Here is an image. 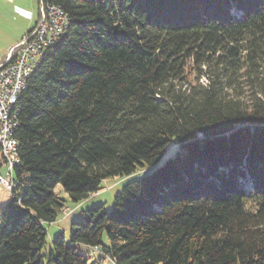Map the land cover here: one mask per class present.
Listing matches in <instances>:
<instances>
[{"label": "trees", "instance_id": "16d2710c", "mask_svg": "<svg viewBox=\"0 0 264 264\" xmlns=\"http://www.w3.org/2000/svg\"><path fill=\"white\" fill-rule=\"evenodd\" d=\"M47 1L70 22L16 106L0 264H88L80 245L115 264H264V0ZM171 143L42 252L57 185L80 203Z\"/></svg>", "mask_w": 264, "mask_h": 264}, {"label": "built area", "instance_id": "2783aa9c", "mask_svg": "<svg viewBox=\"0 0 264 264\" xmlns=\"http://www.w3.org/2000/svg\"><path fill=\"white\" fill-rule=\"evenodd\" d=\"M39 23L28 31L19 42L11 46L0 63V163L6 173H0V185L8 191L10 180L14 179V169L20 164L19 141L14 138L16 122H7L11 99L20 98L27 75L35 70L41 49L49 47L51 40L57 38L68 18L60 5L39 1ZM1 169V168H0Z\"/></svg>", "mask_w": 264, "mask_h": 264}, {"label": "rangeland", "instance_id": "374dc122", "mask_svg": "<svg viewBox=\"0 0 264 264\" xmlns=\"http://www.w3.org/2000/svg\"><path fill=\"white\" fill-rule=\"evenodd\" d=\"M26 30L27 22L22 21L21 18L16 13L12 12L5 4L0 5V56H6L10 47L21 40L22 36L26 33ZM176 150V144L171 143L166 148L164 156L155 166H147L132 175L109 177L105 179L102 182V189L98 193L90 196L88 199L83 200L80 203L73 202L67 192H65L63 186L60 184L57 185L54 192L58 197L65 201L66 207L62 214L63 217L61 216L58 221L46 225L47 237L42 252L45 253L49 251L52 247L53 240H55L59 234H63L64 237L69 240L70 226L73 222H79L81 220L83 211L89 207L100 204L104 205L107 210H110L114 204L116 195L122 191L123 186L127 182L149 173L156 166L164 164L168 157L173 156L176 153ZM0 173L5 175V166L1 167ZM9 198V191L0 185V223L1 211L8 202ZM53 235L54 237H52ZM103 242L104 245L109 246V240L106 236H104ZM78 251L85 255L88 260V264H95L101 259H104L102 264H115L110 258L105 257L102 250L98 251L94 250L92 247L80 245L78 246Z\"/></svg>", "mask_w": 264, "mask_h": 264}, {"label": "crops", "instance_id": "0c3cea01", "mask_svg": "<svg viewBox=\"0 0 264 264\" xmlns=\"http://www.w3.org/2000/svg\"><path fill=\"white\" fill-rule=\"evenodd\" d=\"M39 1L40 0H2L0 1V5L5 4L12 12L16 13L22 21L27 22V33L39 23ZM4 58L5 56H0V63ZM54 235L52 237H54Z\"/></svg>", "mask_w": 264, "mask_h": 264}, {"label": "bare ground", "instance_id": "6f19581e", "mask_svg": "<svg viewBox=\"0 0 264 264\" xmlns=\"http://www.w3.org/2000/svg\"><path fill=\"white\" fill-rule=\"evenodd\" d=\"M69 17L66 19L65 23L63 24V29L60 33H58V36L57 38L53 39L50 41L49 43V47L48 48H45V49H41L40 51V54H39V61H38V64L36 65V68L35 70L37 69V67L41 64L42 62V59H43V56H44V53L51 47H53L54 45H56V43L65 35L66 31H67V28L69 26ZM33 70L31 72V75L33 74V72L35 71ZM31 75H27L26 77V81L24 82V85H23V91L24 89H26L27 87V83H28V80L29 78L31 77ZM20 98H14V99H11V104L9 105L8 107V114H7V122H16V112L18 111L16 106H17V103L19 101ZM19 125V121H17L16 123V128L18 127ZM15 186V183H14V180H10L9 181V184H8V191L9 193H11V191L13 190Z\"/></svg>", "mask_w": 264, "mask_h": 264}]
</instances>
